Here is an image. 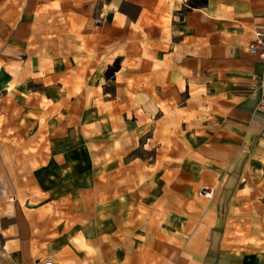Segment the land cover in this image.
Masks as SVG:
<instances>
[{
  "label": "crops",
  "instance_id": "obj_1",
  "mask_svg": "<svg viewBox=\"0 0 264 264\" xmlns=\"http://www.w3.org/2000/svg\"><path fill=\"white\" fill-rule=\"evenodd\" d=\"M261 27L264 0H0L41 194L0 199V264H264Z\"/></svg>",
  "mask_w": 264,
  "mask_h": 264
},
{
  "label": "rangeland",
  "instance_id": "obj_2",
  "mask_svg": "<svg viewBox=\"0 0 264 264\" xmlns=\"http://www.w3.org/2000/svg\"><path fill=\"white\" fill-rule=\"evenodd\" d=\"M7 117L4 110L2 113L0 112V199L11 203L12 198L16 196L17 202L24 203L33 195L40 198L41 194H38L36 189L34 191L28 179L14 176V167L12 166H20L19 174L22 175L25 174L22 172L25 164L12 163V154L14 155L17 152L16 147H12V140L17 138L21 142L24 137L21 133L16 134V132H13L10 120ZM18 151L17 153L20 156L26 154V148L19 147Z\"/></svg>",
  "mask_w": 264,
  "mask_h": 264
},
{
  "label": "built area",
  "instance_id": "obj_3",
  "mask_svg": "<svg viewBox=\"0 0 264 264\" xmlns=\"http://www.w3.org/2000/svg\"><path fill=\"white\" fill-rule=\"evenodd\" d=\"M186 2L187 0H181ZM255 38L247 47L248 51L254 54H258L264 63V27L257 28L254 32ZM261 97L258 101L257 108L264 112V69L260 78ZM200 195L206 198H211L214 195V188L210 186H204L200 191ZM43 264H52L50 260L45 261Z\"/></svg>",
  "mask_w": 264,
  "mask_h": 264
},
{
  "label": "trees",
  "instance_id": "obj_4",
  "mask_svg": "<svg viewBox=\"0 0 264 264\" xmlns=\"http://www.w3.org/2000/svg\"><path fill=\"white\" fill-rule=\"evenodd\" d=\"M117 69H118V64L116 63V64H114V66L108 68L107 72H108V74L113 73V71H116Z\"/></svg>",
  "mask_w": 264,
  "mask_h": 264
}]
</instances>
